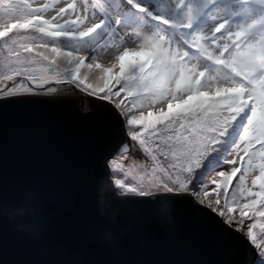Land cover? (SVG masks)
I'll use <instances>...</instances> for the list:
<instances>
[{
  "label": "snow or ice",
  "instance_id": "snow-or-ice-1",
  "mask_svg": "<svg viewBox=\"0 0 264 264\" xmlns=\"http://www.w3.org/2000/svg\"><path fill=\"white\" fill-rule=\"evenodd\" d=\"M57 87L95 98L102 180L264 264V0H0V108Z\"/></svg>",
  "mask_w": 264,
  "mask_h": 264
},
{
  "label": "water",
  "instance_id": "water-1",
  "mask_svg": "<svg viewBox=\"0 0 264 264\" xmlns=\"http://www.w3.org/2000/svg\"><path fill=\"white\" fill-rule=\"evenodd\" d=\"M35 101L0 108V264L240 259L187 203L168 204L161 216L156 205L118 191L113 176L101 179L94 97L54 90ZM107 233L115 240L108 241Z\"/></svg>",
  "mask_w": 264,
  "mask_h": 264
},
{
  "label": "rangeland",
  "instance_id": "rangeland-1",
  "mask_svg": "<svg viewBox=\"0 0 264 264\" xmlns=\"http://www.w3.org/2000/svg\"><path fill=\"white\" fill-rule=\"evenodd\" d=\"M63 67L64 66H62V69H63ZM73 66H70L69 67V70H71V68H72ZM62 82V81H61ZM48 83H51V81H49ZM96 83H99V78H97V81H96ZM114 86H117L118 87V85H114ZM64 87H57V88H55L54 90H59V91H61L62 89H63ZM131 99V97H129V100ZM125 103H128V101H125ZM157 110V112H158V108L156 109ZM165 110H166V106H165ZM129 156H131L132 157V159L133 160H135V161H137L138 163H141V164H145V163H150L151 161H150V158L149 159H145V157H146V154L145 153H143V151L141 150L140 152H135V150H133V152H130V153H127L126 154V159L129 157ZM131 162V161H130ZM114 177V181H115V179H117V178H120V179H126V180H130L131 179V177H126V176H124L123 174H120V175H116V176H113ZM236 179V178H235ZM116 188H117V186H116ZM255 190V189H254ZM120 192H122V191H120ZM122 193H124V192H122ZM213 194H215L214 192H213Z\"/></svg>",
  "mask_w": 264,
  "mask_h": 264
},
{
  "label": "bare ground",
  "instance_id": "bare-ground-1",
  "mask_svg": "<svg viewBox=\"0 0 264 264\" xmlns=\"http://www.w3.org/2000/svg\"><path fill=\"white\" fill-rule=\"evenodd\" d=\"M63 66H64V67H68V68L70 67V66H68V65H63ZM81 71L84 72L85 69H82ZM96 81H97V80H96ZM96 81H95V82H96ZM63 90H70V91H73V90L70 89L69 87H64L61 91H63Z\"/></svg>",
  "mask_w": 264,
  "mask_h": 264
},
{
  "label": "trees",
  "instance_id": "trees-1",
  "mask_svg": "<svg viewBox=\"0 0 264 264\" xmlns=\"http://www.w3.org/2000/svg\"><path fill=\"white\" fill-rule=\"evenodd\" d=\"M236 181H237V178L236 179L234 178V180H233V186L235 185ZM228 191L230 192L231 189H229Z\"/></svg>",
  "mask_w": 264,
  "mask_h": 264
}]
</instances>
